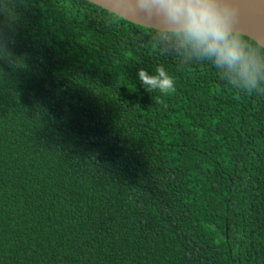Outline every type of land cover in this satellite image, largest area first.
Segmentation results:
<instances>
[{
  "label": "trees",
  "instance_id": "16d2710c",
  "mask_svg": "<svg viewBox=\"0 0 264 264\" xmlns=\"http://www.w3.org/2000/svg\"><path fill=\"white\" fill-rule=\"evenodd\" d=\"M0 44V264H264V91L88 0H0Z\"/></svg>",
  "mask_w": 264,
  "mask_h": 264
},
{
  "label": "clouds",
  "instance_id": "9594fccd",
  "mask_svg": "<svg viewBox=\"0 0 264 264\" xmlns=\"http://www.w3.org/2000/svg\"><path fill=\"white\" fill-rule=\"evenodd\" d=\"M241 0H112L121 12L148 23L151 41L182 63H207L233 89L264 91V42H253L240 27ZM264 5V0H257ZM0 59L11 60L0 44ZM148 92L167 93L174 80L157 66L136 73Z\"/></svg>",
  "mask_w": 264,
  "mask_h": 264
},
{
  "label": "water",
  "instance_id": "95a60500",
  "mask_svg": "<svg viewBox=\"0 0 264 264\" xmlns=\"http://www.w3.org/2000/svg\"><path fill=\"white\" fill-rule=\"evenodd\" d=\"M104 9L140 26L148 27V23L139 16L125 14L113 7L112 0H88ZM240 29L255 42H264V5L257 0H241ZM149 28V27H148Z\"/></svg>",
  "mask_w": 264,
  "mask_h": 264
}]
</instances>
